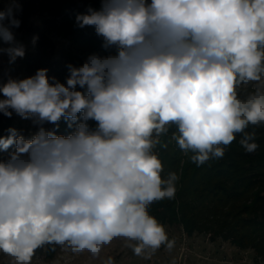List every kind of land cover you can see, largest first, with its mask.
Here are the masks:
<instances>
[{
    "label": "clouds",
    "instance_id": "clouds-1",
    "mask_svg": "<svg viewBox=\"0 0 264 264\" xmlns=\"http://www.w3.org/2000/svg\"><path fill=\"white\" fill-rule=\"evenodd\" d=\"M19 10L16 0L0 10L10 63L25 55L11 30ZM76 22L94 26L109 54L68 65L64 83L41 68L0 86V113L38 129L0 136V151L12 149L0 158V252L14 264H31L44 245L99 257L118 237L136 242L127 245L136 255L171 250L148 211L175 196L178 176L162 177L153 152L170 125L197 166L222 158L238 133L248 153L258 148L245 129L264 124V0H101ZM62 119L74 129L67 136L56 134Z\"/></svg>",
    "mask_w": 264,
    "mask_h": 264
},
{
    "label": "trees",
    "instance_id": "trees-1",
    "mask_svg": "<svg viewBox=\"0 0 264 264\" xmlns=\"http://www.w3.org/2000/svg\"><path fill=\"white\" fill-rule=\"evenodd\" d=\"M20 10L15 18L19 27L12 28L15 40L28 38L25 55L19 57V67L33 76L38 69H48V77L61 83L69 75L68 65L79 67L93 53L109 54L103 47V39L94 26L79 27L78 14H86L88 8L99 10L101 0H16ZM10 0H0V10L9 7ZM38 17V22L34 18ZM7 23V21L5 22ZM33 37H38L33 43ZM68 44L56 52L57 40ZM5 43L0 41V46ZM7 44V43H6ZM90 129L97 127L88 121ZM22 133V124L12 114L0 113V136L7 137L8 129ZM49 124L47 129H54ZM74 129L62 119L57 135L70 134ZM245 132L255 133L258 148L248 153L240 144L243 133L225 148L222 158H211L201 166L193 163L192 152L179 148L173 134L178 135L175 125L159 137L158 154L162 177L176 173V192L172 199L154 202L155 218L168 225H178L187 236H208L210 241H224L240 250H251L264 260V124L249 125ZM10 150H12L10 148ZM0 151V155L8 153ZM256 161V162H255ZM255 162L251 167L250 164ZM250 167V168H249ZM255 169V170H254ZM246 214H251L249 218Z\"/></svg>",
    "mask_w": 264,
    "mask_h": 264
},
{
    "label": "rangeland",
    "instance_id": "rangeland-1",
    "mask_svg": "<svg viewBox=\"0 0 264 264\" xmlns=\"http://www.w3.org/2000/svg\"><path fill=\"white\" fill-rule=\"evenodd\" d=\"M38 21V17H35L34 22L37 23ZM15 42L23 45L25 49L29 46V39L25 37H19ZM67 44V40H57L56 52L59 53L62 46ZM9 46L5 43L0 48L6 49ZM18 58L10 63L8 54L0 53V86L9 79L21 80L31 77L20 69ZM236 90L238 98L246 99L254 91V83L238 85ZM2 98L3 96L0 94V99ZM13 115L22 124L21 134L25 138H30L38 130L30 119L25 120L15 112H13ZM48 125L46 124L45 127L47 128ZM158 144L153 149L154 154H158ZM10 151L12 150L9 149ZM9 152L1 154L0 158H7ZM255 162L250 164L251 167L256 168V165H253ZM148 211L155 218V205H150ZM246 216L252 217L251 214H246ZM157 221L163 225L169 240L174 241L171 250L162 245L155 252L149 249L141 255H136L132 248L127 246L129 243L134 244L136 242L118 237L102 248L99 257H93L87 251L74 253L67 245H44L36 250L31 264H104L108 258H112L114 264H264V260L257 257L251 250H240L224 241H210L208 236L198 234L187 236L180 226L168 225L160 220ZM0 264H14V260L7 254L0 252Z\"/></svg>",
    "mask_w": 264,
    "mask_h": 264
},
{
    "label": "built area",
    "instance_id": "built-area-1",
    "mask_svg": "<svg viewBox=\"0 0 264 264\" xmlns=\"http://www.w3.org/2000/svg\"><path fill=\"white\" fill-rule=\"evenodd\" d=\"M260 264H263V263H260Z\"/></svg>",
    "mask_w": 264,
    "mask_h": 264
}]
</instances>
